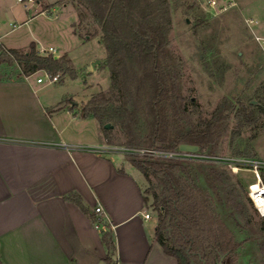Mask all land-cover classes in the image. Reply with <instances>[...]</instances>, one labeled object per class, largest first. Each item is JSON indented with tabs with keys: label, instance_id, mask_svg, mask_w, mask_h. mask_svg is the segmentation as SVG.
<instances>
[{
	"label": "trees",
	"instance_id": "trees-1",
	"mask_svg": "<svg viewBox=\"0 0 264 264\" xmlns=\"http://www.w3.org/2000/svg\"><path fill=\"white\" fill-rule=\"evenodd\" d=\"M70 1L78 14L76 31L85 38L101 36L106 57L100 66L110 75L106 92H99L80 107L70 105V108L77 109L82 118H95L108 143H113V139L112 129L104 127L107 123L124 126L128 144L133 146L178 149L186 142L198 144L201 150L215 151L220 136L218 126L228 117L229 111L236 108L235 103L224 98L203 126L185 124L179 118L173 106L178 75L166 59L173 22L171 1ZM206 52L203 51L201 59L208 65ZM43 70L51 74H72L74 68L66 55L56 58L54 53H41L35 41L27 50L7 48L0 43V81L23 80ZM248 106L236 110L240 123L255 122V109L264 112L261 101ZM233 152L249 155L252 151L249 146L242 149V145L237 144ZM130 162L149 184L144 200L157 212L155 238L166 254L175 257L178 264H214L222 254H225L222 264H237L242 242L236 239L217 211L210 190L202 185L198 165L147 157H133ZM206 170L214 185L220 182L229 188L236 209L247 217L248 210L240 201L238 185H242L241 181L234 182L227 170ZM64 197L90 213L94 223L100 221L79 193L70 192ZM262 219L264 230V217ZM102 241L107 248L105 263L116 264V244L110 228L102 231Z\"/></svg>",
	"mask_w": 264,
	"mask_h": 264
},
{
	"label": "crops",
	"instance_id": "crops-1",
	"mask_svg": "<svg viewBox=\"0 0 264 264\" xmlns=\"http://www.w3.org/2000/svg\"><path fill=\"white\" fill-rule=\"evenodd\" d=\"M9 32L0 33L2 45ZM34 76L0 81L1 263L106 264L102 231L110 228L116 264H178L155 238L157 220L144 200L140 170L120 154L89 150L108 142L103 132L84 139L72 125L90 118L66 104L71 96L55 101L49 84ZM70 192L98 218L101 206L106 222L97 227L90 213L65 199Z\"/></svg>",
	"mask_w": 264,
	"mask_h": 264
},
{
	"label": "rangeland",
	"instance_id": "rangeland-1",
	"mask_svg": "<svg viewBox=\"0 0 264 264\" xmlns=\"http://www.w3.org/2000/svg\"><path fill=\"white\" fill-rule=\"evenodd\" d=\"M49 1L51 3L42 0V6L28 0H0V33L10 30L4 35L2 43L7 48L27 50L30 43L35 41L43 54L70 57V64L74 68L72 78L49 84V88L53 90L55 101L71 96V101L67 100L66 104L80 107L99 92H106L110 86L109 72L100 66L106 57V50L101 36L86 39L76 31L78 14L70 0ZM170 1L173 22L166 59L176 68L178 75L173 106L179 118L185 124L203 126L213 117L223 99L230 98L236 108L229 111L228 117L218 126L220 136L216 140V150H199L215 155H245L233 152L234 147L241 144L242 149L246 146L251 148V154L245 156L264 159V112L255 109V122L240 123L236 115V110L251 102L261 101L264 106V52L256 39V36L264 37V0L243 4L237 2L221 12L218 7H210L208 0ZM217 1L219 7L229 3ZM26 8L30 20L23 21L29 15ZM247 17L257 18L259 25L250 28L245 21ZM199 20L202 22L198 23ZM51 47L55 51H42V48L49 50ZM204 50L210 61L208 65L201 59ZM42 74L43 71H38L34 74V80ZM97 122L95 118L78 120V124L72 127H81L84 139H96L99 131L106 137ZM112 126L110 136L113 143L130 145L124 126ZM192 163L200 167L202 185L210 190L217 211L231 227L236 239L242 242L237 264H264L263 219L246 192L253 174L248 171L234 173L217 163ZM206 168L227 170L234 182L241 181L242 185H238L240 201L248 210L247 217L236 209L225 184L212 183ZM148 186L145 180L144 191ZM151 202L150 196V205ZM150 209L157 220V212L153 207Z\"/></svg>",
	"mask_w": 264,
	"mask_h": 264
},
{
	"label": "built area",
	"instance_id": "built-area-1",
	"mask_svg": "<svg viewBox=\"0 0 264 264\" xmlns=\"http://www.w3.org/2000/svg\"><path fill=\"white\" fill-rule=\"evenodd\" d=\"M20 2L24 0H19ZM33 2L34 0H28ZM229 1L225 7H219L217 0H208L207 3L213 9L219 8V11L225 10L228 6L235 4L233 0H222L223 3ZM226 4V3H225ZM247 25L253 28L259 25V20L255 17H247L245 19ZM15 27V24L13 25ZM259 41L261 49L264 52V37L256 36ZM42 51H55L54 48L47 50L42 48ZM71 77V73H56L51 74L48 71L43 70V74L38 76V82H45L47 84H55L57 82H64L67 78ZM63 145H66L63 143ZM99 154H120L124 157H147V158H158V159H170L177 161H188V162H201V163H217L224 165L227 169L238 173L239 171H248L253 174V180L247 184V194L252 201L256 211L261 217H264V159L256 156H245V155H215L212 153H204L199 151H184L178 149H165L160 147L147 148L126 144H114V143H99L87 147ZM95 211L101 216L100 223L106 222V215L101 206H96ZM144 217L150 218V213L145 212ZM99 227V223H96Z\"/></svg>",
	"mask_w": 264,
	"mask_h": 264
},
{
	"label": "water",
	"instance_id": "water-1",
	"mask_svg": "<svg viewBox=\"0 0 264 264\" xmlns=\"http://www.w3.org/2000/svg\"><path fill=\"white\" fill-rule=\"evenodd\" d=\"M55 57L57 58L58 55H55ZM104 127L105 128H112L113 126L111 124L107 123L104 125ZM179 148L181 150H184V151H198L200 149V146L198 144L184 142V143H181L179 145ZM224 256H225V254H222L220 256V259L218 261H216L214 264H222V260H223Z\"/></svg>",
	"mask_w": 264,
	"mask_h": 264
}]
</instances>
